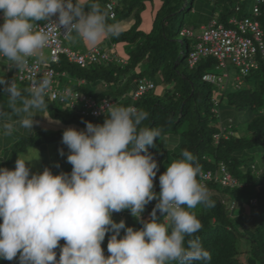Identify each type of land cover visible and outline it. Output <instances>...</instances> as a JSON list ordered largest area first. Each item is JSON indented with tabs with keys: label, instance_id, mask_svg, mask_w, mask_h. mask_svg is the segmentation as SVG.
<instances>
[{
	"label": "clouds",
	"instance_id": "obj_1",
	"mask_svg": "<svg viewBox=\"0 0 264 264\" xmlns=\"http://www.w3.org/2000/svg\"><path fill=\"white\" fill-rule=\"evenodd\" d=\"M0 12L4 20L0 59L19 72L29 58L41 54L61 27L64 37L72 39L75 33L92 47L106 36L119 34L118 26L107 22L108 11L95 3L85 11L81 0H0ZM39 21L45 22L44 27ZM114 49L115 45L106 49L113 58L118 57ZM23 85L27 96L14 80L0 75L11 110L18 117L25 114L15 123L32 130L33 111L46 107L52 80L34 79L29 89ZM117 103L106 109L101 106L102 125L84 121L85 131L68 128L63 132L62 143L70 150V174L53 175L45 168L42 174L30 175L26 166L30 161L21 156L14 170L0 168V259L12 261L19 254V264H208L211 255L199 238L188 239L185 246V238L202 228L191 210L201 204L215 206L207 187L198 180L202 169L196 157L182 150L181 159L171 162L159 176L160 192H154L158 165L148 148L155 147L161 131L140 127L148 118L143 110ZM6 119L7 113L0 108V125L10 135L13 126ZM219 137L214 136L215 140ZM153 200L157 203L151 220L141 221L145 206ZM125 209L142 222L140 230L126 228L123 220L113 221L112 214ZM122 229L125 234L118 239ZM108 232L113 234L107 245L110 255L105 257L101 244ZM62 239L65 244L57 260L54 250Z\"/></svg>",
	"mask_w": 264,
	"mask_h": 264
},
{
	"label": "trees",
	"instance_id": "obj_2",
	"mask_svg": "<svg viewBox=\"0 0 264 264\" xmlns=\"http://www.w3.org/2000/svg\"><path fill=\"white\" fill-rule=\"evenodd\" d=\"M194 1L81 0L85 11L93 3L107 11L106 5L111 4L114 18L110 19L108 15L109 24L120 25L130 17L134 19L128 29L109 37L108 46L115 45L114 51L124 59V63L115 56L108 62L98 61L80 67L63 57L55 68L64 72L68 81L75 79V84L61 87L59 83L64 77H60L57 85L89 96L97 102L103 98L111 99L118 101L119 106L133 105L143 110L148 118L140 127L161 131L159 139L154 141L155 147L148 148L153 159L169 141L175 146V151L170 153L171 159L166 162L168 165L181 159L182 150L187 149L196 157L202 175L210 173L209 180L201 176L198 180L207 187L215 206L201 204L191 210L202 228L193 237L185 238V246L188 239L199 238L203 248L211 255L208 264H264V63L257 60V69L241 77L244 85L242 82L239 86L235 81V86L225 91L202 81L205 72L214 70L217 64L215 58L201 57L193 67H189L187 58L197 41L194 37L180 34L183 29L197 33L201 26L211 20L229 26L228 20L236 18L257 21L264 40V3L259 6V15L254 17V0H214L207 21L200 24L196 31L195 26L184 23L185 20L181 18L183 13H196ZM216 10L218 17L215 16ZM123 45L129 46L126 53L120 49ZM142 79L150 82L152 88L133 101L130 94L136 88L135 81ZM79 81H83V84H78ZM19 89L23 95H28L25 86ZM0 91H3L2 86ZM220 91L223 93L218 98L216 95ZM45 103L48 115L57 125L60 124V128L51 132L40 131L30 138L20 137L14 142V149L4 148L5 156L0 158V168L11 166L12 159L27 148L44 149L47 144L61 143L63 132L68 128L85 131L84 121L102 125L105 119V114L101 117L83 116L77 109L67 106L63 109L65 105L50 102L46 97ZM217 134L220 135L219 140L214 138ZM2 139L7 140V137ZM258 158H262L259 163ZM57 168L53 171L56 172ZM71 171L72 165L58 173L70 174ZM224 173L235 180L234 186L222 185L220 179ZM160 175L157 172L153 180V191L156 193L160 192ZM156 203L153 200L145 206L141 221L145 218L151 220L150 214ZM244 203L255 208V212L252 213L250 209L244 215L241 208ZM157 216L163 223L159 212ZM112 219L116 223L123 220L126 228L132 227L134 230H140L143 226L128 209L113 213ZM112 234L106 233L101 244L105 257L110 255L107 245ZM124 234L125 230L122 229L118 239ZM64 244L62 239L54 250L57 260ZM18 257L19 254L12 261L0 259V264H19Z\"/></svg>",
	"mask_w": 264,
	"mask_h": 264
},
{
	"label": "built area",
	"instance_id": "obj_3",
	"mask_svg": "<svg viewBox=\"0 0 264 264\" xmlns=\"http://www.w3.org/2000/svg\"><path fill=\"white\" fill-rule=\"evenodd\" d=\"M262 3H264V0H254L252 7L254 17L259 15V6ZM106 8L109 12V17L113 18L114 12L111 4H107ZM56 19L57 17H53L54 21ZM44 23L38 25L44 27ZM228 25L230 27L211 20L206 25L201 26L197 33H194L191 29H183L180 32L182 36L194 37L197 41L194 50L190 52L187 58L189 67H193L201 57H213L217 60L215 71L205 72L202 75V81L220 89H223L226 85L224 80L227 81L229 79V75L226 72V61L230 62L238 70L240 76H237L235 81L239 86L241 84L240 77H245L252 69H257L258 61L264 63L263 32L259 28L258 22L248 19L237 20L236 18H230ZM60 33L57 32L52 36L39 56L29 58L27 65L20 72L16 68L10 69L9 63L4 59H0V62H5L7 67V73L2 76L9 82L14 80L15 83L26 84L28 89L34 79L39 80L47 77L52 80V86L46 95L48 100L58 102V104L65 105L70 109H77L83 116L99 117L104 115L105 113L101 111V106L106 109L108 105L116 104V102L105 98L97 102L93 98L71 89L59 88L57 79L64 77L65 73L56 70L54 65H57L61 58L64 57L70 63L85 67L98 61H110L113 58L111 53L99 48H92L84 53H75L63 47L62 41L68 39L63 36L65 33L63 27L60 28ZM44 50L48 51L47 58L44 57ZM119 62L123 63L120 59ZM218 70L224 71L221 74H216L215 72ZM151 88L152 84L150 82L146 80L138 81L134 92L130 94L133 101L138 100ZM220 171L223 172V168ZM210 176V173L201 175L206 180H209ZM220 181L225 186H234L236 184L235 180L227 173L223 174Z\"/></svg>",
	"mask_w": 264,
	"mask_h": 264
},
{
	"label": "rangeland",
	"instance_id": "obj_4",
	"mask_svg": "<svg viewBox=\"0 0 264 264\" xmlns=\"http://www.w3.org/2000/svg\"><path fill=\"white\" fill-rule=\"evenodd\" d=\"M214 0H195L194 1V9L196 11V13L194 14L193 11L190 13H183V15L181 16L182 20H185L184 23H187L189 25H192L193 27L195 26L197 28L196 31H198V27L200 26V24H203L207 21L209 14H210V8L211 5L213 4ZM218 10L215 11V16L218 17ZM0 16L2 19L0 24H3L4 20H3V13L0 12ZM134 19L132 17H130L129 19L125 20L124 23L117 25L118 31L119 30H126L128 29L131 24H133ZM44 23L43 21H39L37 22V24H42ZM114 24V23H112ZM116 25V24H114ZM125 25V27H124ZM73 38L72 39H67L62 41L63 43V47L66 49H69L75 53H84L89 49V46L86 45L83 41H81L78 37H76V34L73 33L72 34ZM109 37L110 36H106L103 39V43L102 45L99 43L97 45L100 46L99 49L101 50H106L109 46ZM181 37H179L180 39ZM104 45V46H103ZM103 46V47H102ZM106 46V47H105ZM120 49L123 50V52L126 53V50L128 51L129 46L127 45H123L120 46ZM44 57L47 58L48 57V51L44 50ZM215 71V70H213ZM224 70H218L215 73L216 74H221ZM226 72L229 75V79L226 81L224 80V83L227 82V86L225 88V91L230 90L231 87L235 86V79L237 76H240L238 70L236 68H234V66L226 61ZM7 73V67H6V63L1 61L0 62V75L5 76V74ZM241 78V77H240ZM75 80V79H74ZM74 80H70L68 81L67 78L64 77V79L61 80V82L59 83V86L63 87V86H73L75 84ZM241 81L243 82L242 85H244V79H241ZM17 87H21L24 89V85L20 84V83H16ZM60 87V88H61ZM26 89V86H25ZM223 92H219V94H217L216 96L219 98L220 94H222ZM225 101L223 100V105H224ZM19 107V105H17ZM0 108H3L4 111L7 113V119H6V123L12 124L13 126V131L10 135H5L3 133V128L2 125H0V158H3L5 156L4 154V150H10V149H14L13 144L14 142H17L18 140H20V137H33L35 136L36 133L43 131V132H51V131H55L58 128H60V124L57 125V122L55 123L51 117L48 115V112L45 108L43 109H39V110H34L33 111V116L34 117V124H33V128L32 130L30 129H25L22 127V129H20L17 123H15V121L17 119H19L20 117H23L25 114L24 113H20V117H18L16 115L15 112H13L11 110V107L8 105L7 103V94L4 93L3 91H0ZM66 106L63 107V109H65ZM62 109V108H61ZM62 127V126H61ZM65 128V127H64ZM22 130V132H21ZM2 137H7V140L2 139ZM173 141V139H172ZM171 141V142H172ZM169 141L166 142V146L163 147V149H161V153H159L158 156H156L154 158V160L157 162L158 165V171L159 173L163 174L166 170H167V166L168 163H166L167 161H169L171 158V152L175 151V146H173L172 144L168 143ZM41 146V145H40ZM46 148H41V147H31V148H27L25 150H23L22 152H20L19 154H17L11 162V166L7 167V169L9 170H14L15 169V161L17 160L18 156H21L22 158H25L28 162V164L26 165L27 167H29L30 169V175L31 174H42L43 171L45 170V168L49 169L53 175H58L60 173V171L62 172L63 169H67L70 167V163L67 162V156L70 154V150L68 149V147L61 143H57V145L54 144H47L45 146ZM5 148V149H4ZM44 152H43V151ZM63 153V154H61ZM262 158H258V163L261 162ZM260 165V164H259ZM58 167V168H57ZM54 168H57V171L54 172ZM61 168H63L61 170ZM59 172V173H58ZM241 208L243 209L244 215H247L251 210L252 213L255 212V208H250L247 204H242ZM240 214H238L239 216ZM144 221H148L147 218L144 219ZM120 237V236H119Z\"/></svg>",
	"mask_w": 264,
	"mask_h": 264
},
{
	"label": "crops",
	"instance_id": "obj_5",
	"mask_svg": "<svg viewBox=\"0 0 264 264\" xmlns=\"http://www.w3.org/2000/svg\"><path fill=\"white\" fill-rule=\"evenodd\" d=\"M122 25H123V24H122ZM124 27H125V25H124ZM118 28H119V27H118ZM119 31H122V30H119ZM103 40H104V39H102V40L100 41V44H101V45H102V43H103V42H102ZM103 46H104V45H103ZM103 46H102V47H103ZM91 47H92V46H89V48H91ZM105 47H106V46H105ZM18 125H19V124H18ZM18 127H19L20 129H22V127H21L20 125H19ZM22 130H24V129H22ZM22 130H21V132H22ZM39 172H40V171H39ZM39 172H38V173H39Z\"/></svg>",
	"mask_w": 264,
	"mask_h": 264
},
{
	"label": "bare ground",
	"instance_id": "obj_6",
	"mask_svg": "<svg viewBox=\"0 0 264 264\" xmlns=\"http://www.w3.org/2000/svg\"><path fill=\"white\" fill-rule=\"evenodd\" d=\"M95 48V47H94ZM92 49V48H91ZM217 61V60H216ZM93 100H95V99H93Z\"/></svg>",
	"mask_w": 264,
	"mask_h": 264
}]
</instances>
